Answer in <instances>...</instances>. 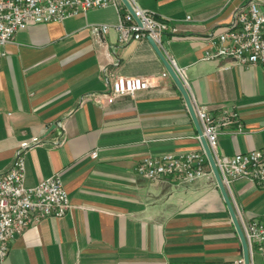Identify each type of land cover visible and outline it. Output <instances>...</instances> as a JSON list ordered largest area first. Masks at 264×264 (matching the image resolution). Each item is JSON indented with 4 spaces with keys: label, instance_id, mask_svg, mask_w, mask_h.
<instances>
[{
    "label": "crops",
    "instance_id": "crops-1",
    "mask_svg": "<svg viewBox=\"0 0 264 264\" xmlns=\"http://www.w3.org/2000/svg\"><path fill=\"white\" fill-rule=\"evenodd\" d=\"M247 1L138 0L155 16L177 20L179 35H163V54L185 68L190 103L212 116L224 107L237 112L240 127L229 124L217 136L220 155L264 146V66L202 58L206 35L226 27ZM117 22L114 6L92 8L31 24L2 46L0 172L21 140L44 137L25 152L24 184L57 174L70 207L61 218L28 225L1 264H241V243L213 174L183 183L135 173L147 155L202 145L150 42L119 45L114 29L96 36L88 28ZM116 74L147 77L149 86L95 102L92 96L107 90L106 76ZM229 197L237 216L264 214V188L249 179L235 180ZM251 264H264V256L254 254Z\"/></svg>",
    "mask_w": 264,
    "mask_h": 264
},
{
    "label": "built area",
    "instance_id": "built-area-1",
    "mask_svg": "<svg viewBox=\"0 0 264 264\" xmlns=\"http://www.w3.org/2000/svg\"><path fill=\"white\" fill-rule=\"evenodd\" d=\"M126 1L128 6L122 0H0V53L2 46L11 42L17 31L31 24L61 21L92 8L107 6L117 9L118 22L113 25L91 23L88 25L90 32L102 36L114 29L119 45L150 39L162 54L167 53L162 37L166 33L171 37L179 35L177 20L155 16L151 11L141 8L138 0ZM189 19L187 15L185 20ZM205 42L204 60L231 59L240 65L264 66V0H248L235 8L228 25L209 32ZM167 60L187 90L185 68L177 66L171 57ZM106 81V92L92 96L99 104L112 103L118 96L133 95L149 86L148 78L143 76L116 74L112 78L106 76ZM191 106L228 194L232 183L239 178L249 179L264 188V146L232 155H220L215 149L222 128L232 123L240 127L237 112L224 107L216 116H212L205 106L194 100ZM58 125L63 130V125ZM44 140L40 136L21 140L9 167L0 172V264L7 256L14 237L21 234L28 225L48 217L61 218L69 210V197L57 174L33 186L24 184L25 152ZM62 142V138H57L54 144ZM96 154L95 150L91 152L93 158ZM134 171L149 181L174 180L183 183H191L206 173L213 174L203 147L178 153L147 155L137 162ZM237 219L251 263L254 254L264 256V214L249 219L237 216ZM238 262L243 264L242 259Z\"/></svg>",
    "mask_w": 264,
    "mask_h": 264
},
{
    "label": "water",
    "instance_id": "water-1",
    "mask_svg": "<svg viewBox=\"0 0 264 264\" xmlns=\"http://www.w3.org/2000/svg\"><path fill=\"white\" fill-rule=\"evenodd\" d=\"M122 1L126 4V6H128L126 0H122ZM149 42L152 45V47L154 48V50L157 52V54L159 55L161 60L163 61L168 73L170 74V76L174 80L175 84L177 85L178 89L180 90L182 96L185 99L186 105H187V107L189 109L191 117H192V119H193V121L195 123L196 129L198 131L199 139H200L201 145H202V147H203V149L205 151V154H206V157L208 159V162H209L210 168L212 170L213 176H214V178L216 180L218 188H219V190H220V192L222 194V197L224 199V202L226 204V207L228 209V212H229V214L231 216L232 222H233L234 227L236 229V232L238 234V237H239V240H240V243H241V248H242L243 264H251L250 263V257H249V254H248L247 244H246L243 232L241 230L239 221L237 219L236 211H235L234 206H233V204H232V202L230 200L228 192L226 191V189L224 188V186L222 184V181H221L218 169H217V167L215 165L212 153H211V151H210V149H209V147L207 145V142H206L204 136L202 135V131H201L199 122H198V120H197V118H196V116H195V114L193 112V109H192V106H191V103H190L188 92L184 88V86L182 85L181 81L179 80V78L177 77L176 73L172 69V67H171L170 63L168 62V60L165 58V56L157 48L156 44L150 39H149Z\"/></svg>",
    "mask_w": 264,
    "mask_h": 264
}]
</instances>
